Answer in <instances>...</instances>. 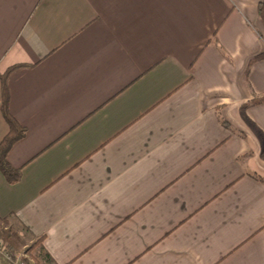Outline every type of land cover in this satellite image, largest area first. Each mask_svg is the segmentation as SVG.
Instances as JSON below:
<instances>
[{
    "label": "crops",
    "instance_id": "crops-1",
    "mask_svg": "<svg viewBox=\"0 0 264 264\" xmlns=\"http://www.w3.org/2000/svg\"><path fill=\"white\" fill-rule=\"evenodd\" d=\"M262 1L0 0V218L55 264H264Z\"/></svg>",
    "mask_w": 264,
    "mask_h": 264
},
{
    "label": "trees",
    "instance_id": "trees-1",
    "mask_svg": "<svg viewBox=\"0 0 264 264\" xmlns=\"http://www.w3.org/2000/svg\"><path fill=\"white\" fill-rule=\"evenodd\" d=\"M258 15L264 21V0L257 6ZM264 52L256 55L251 62L263 59ZM12 68L8 69L0 76V113L8 126V132L0 141V173L9 184H16L21 178V169H14L7 161V154L12 146L22 139L25 135V129L11 115L9 111V92L6 86L8 74ZM264 102V96L251 101L252 104ZM0 238L15 248H25L29 253H35L36 258L33 264H55L43 251L41 239H34L31 242L21 238L16 230L12 228L7 218H0ZM25 264H30L26 258H22Z\"/></svg>",
    "mask_w": 264,
    "mask_h": 264
},
{
    "label": "built area",
    "instance_id": "built-area-1",
    "mask_svg": "<svg viewBox=\"0 0 264 264\" xmlns=\"http://www.w3.org/2000/svg\"><path fill=\"white\" fill-rule=\"evenodd\" d=\"M0 254L6 257L10 264H25L20 255L18 256L14 251L10 250L7 243L0 238Z\"/></svg>",
    "mask_w": 264,
    "mask_h": 264
},
{
    "label": "rangeland",
    "instance_id": "rangeland-1",
    "mask_svg": "<svg viewBox=\"0 0 264 264\" xmlns=\"http://www.w3.org/2000/svg\"><path fill=\"white\" fill-rule=\"evenodd\" d=\"M7 243V242H5ZM8 247L10 248V250L14 251L18 256L20 255L21 259L22 258H26L27 261H29L30 264H33V262L35 261L36 255L35 253L31 252H27L26 251V247L24 248H15L12 245H10L9 243H7ZM0 264H8L7 261L4 259V257H2L0 255Z\"/></svg>",
    "mask_w": 264,
    "mask_h": 264
}]
</instances>
